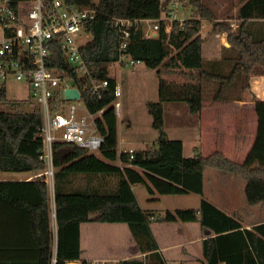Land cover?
Masks as SVG:
<instances>
[{"label": "trees", "instance_id": "obj_1", "mask_svg": "<svg viewBox=\"0 0 264 264\" xmlns=\"http://www.w3.org/2000/svg\"><path fill=\"white\" fill-rule=\"evenodd\" d=\"M14 4L28 0H12ZM168 1V5H164ZM173 0H65L80 8L95 7L99 14L87 22L91 39L81 47V54L89 74L78 77L76 69L64 56L61 45L54 43L48 61L50 67L65 70L81 89L82 98L92 113L104 109L96 125L104 136L97 153H88L77 146L68 147L61 160L56 152L65 148L56 144L54 164V207L52 193L45 176L22 181L0 180V264H50L54 233L52 213L56 220L58 264L81 259L80 226L84 222L127 223L142 257L122 260L120 264H167L150 226L155 214L143 209L133 185L143 183L151 194H201L204 169L216 167L226 171L239 170L237 163L219 152L209 156L184 155V142L170 138L165 129V103L187 102L192 114L204 105V93L213 100L229 99L239 92V79L245 90L250 88L252 76L264 75V0H237V27L224 23L212 12L205 0H185L199 10L196 16L175 20L170 32L164 25L160 34L151 39L134 35L140 42L139 59L150 69L160 72V66L180 69L192 79L179 88L160 80V100L148 103L153 127L158 131L156 147L136 149L134 158L118 150V116L116 100L117 79L111 73V64L117 61L118 32L110 17L158 18L169 11ZM249 2V4H247ZM210 17L213 31L227 33L228 52L220 60L205 61L202 57V20ZM251 19V23H249ZM235 53L232 62V53ZM107 79L109 84L101 96L93 91L92 82ZM216 84L214 92L206 84ZM234 94V95H233ZM258 115V133L247 153L242 173L245 179L244 196L248 204L264 201V100L255 99ZM0 103L9 109L0 110V172L42 173L45 163L40 159L43 141L38 136L43 123L40 105L27 110L11 103L5 84L0 83ZM16 106L18 109H16ZM119 160L122 165L116 164ZM84 175L98 178L97 184L84 187L74 185V179ZM114 179L112 184L110 179ZM168 221H200L205 228L216 231V236L205 240L208 244L227 238H236L244 245L237 230V220L208 200L202 198L198 209L178 208L165 212ZM259 264H264V223L245 230ZM214 251V247H212ZM209 258L213 252H210ZM248 258L249 255L246 252ZM252 263V262H251Z\"/></svg>", "mask_w": 264, "mask_h": 264}, {"label": "built area", "instance_id": "obj_2", "mask_svg": "<svg viewBox=\"0 0 264 264\" xmlns=\"http://www.w3.org/2000/svg\"><path fill=\"white\" fill-rule=\"evenodd\" d=\"M98 14L95 7L80 8L65 0H28L17 4L12 0H0V83L5 84L11 78L26 81L31 97L38 100L43 111V123L37 134L43 141L40 159L45 168L35 177L44 175L53 187L56 144L98 153L104 142V136L96 125V119L104 109L92 113L83 101L81 89L74 78L67 71L48 65L54 43H57L61 45L65 60L76 69L78 77L89 74L81 47L89 42L86 40L88 37L91 39L86 29L87 22ZM110 20L118 32L119 52L117 61L111 66L118 63L126 67L141 61L140 42L134 37L136 33L141 32L145 39L155 38L163 25L165 31L170 32L172 23L179 19L175 18L174 10L170 8L158 18L112 16ZM108 84L107 79L93 81V91L101 96V90L106 89ZM254 85L259 87L257 81ZM73 87L79 90L80 96L68 99L65 91ZM115 92L119 95L118 86ZM135 150L130 146H121L119 152H127L132 159ZM58 260L57 242H54L50 264H58ZM120 263V260L111 259L80 261V264Z\"/></svg>", "mask_w": 264, "mask_h": 264}, {"label": "crops", "instance_id": "obj_3", "mask_svg": "<svg viewBox=\"0 0 264 264\" xmlns=\"http://www.w3.org/2000/svg\"><path fill=\"white\" fill-rule=\"evenodd\" d=\"M205 21L208 20L203 19L202 24ZM248 21L251 23L252 20L249 19ZM219 34L220 48L214 42L204 39L202 57L205 61L220 60L228 52L227 48H229L230 43L227 41V34L223 32ZM235 53H232V62H234ZM254 81L258 82L259 87L254 85ZM237 82L240 93L234 90L235 96L227 100H213L208 93L210 96L207 100L204 99L203 108L197 113L199 116L192 118V123L196 120L194 132L197 134L195 138L192 134V140H195L196 144L192 147V153H185L184 149V155L186 157H193L197 154L209 156L219 152L227 159L237 163L239 170L235 172L216 167H206L203 173L202 195L192 193V206L183 208L198 209L202 198L208 200L228 216L237 220V230L242 236L244 245L233 237L214 242V244L210 242L208 254L213 253L209 258V255L205 254V240L215 237L216 231L203 227L200 221L186 222L162 219V216L165 217L164 211L160 219L155 214L151 217L150 226L167 264H259L245 230L264 223V201L256 204L246 202L242 165L247 153L253 147L258 133V115L255 109V99L257 98L254 97V94L258 99L264 100V75L253 76L248 90L243 88L239 79ZM215 88L216 84L213 81L206 84V89L209 91L214 92ZM251 91L254 94H251ZM25 173L32 175H27L24 179L6 176L0 180L22 181L36 178V174L33 172ZM135 196L140 206L145 210L150 209L149 212L153 213L154 210L161 208L158 206L159 198L156 201L148 202V207H144L136 193ZM53 198L54 196H52L54 207ZM175 209L178 208L173 207L165 210L173 211ZM80 244L81 260L111 259L122 261L143 255L128 224L124 222H84L80 226ZM212 247H214V251ZM262 249L264 252V248Z\"/></svg>", "mask_w": 264, "mask_h": 264}, {"label": "rangeland", "instance_id": "obj_4", "mask_svg": "<svg viewBox=\"0 0 264 264\" xmlns=\"http://www.w3.org/2000/svg\"><path fill=\"white\" fill-rule=\"evenodd\" d=\"M211 7L212 12L219 18L217 21L223 20L224 23H231L235 28L238 25L237 20V0H205ZM179 2V4H174ZM185 0H173L170 1L169 7L174 10L176 19L185 20L196 16L199 13L197 8L195 9L192 4H185ZM249 4V2H247ZM208 21H205L201 27V37L214 42L217 47L220 48V32L212 31L214 22L210 17H207ZM224 33V32H223ZM227 34V33H226ZM228 36V35H227ZM227 41H228V37ZM90 40V37L86 39ZM111 73L117 79L119 86V95L113 102L116 108V114L118 116V150L121 146H132L136 149H145L147 147H156L157 139L159 136L158 131L153 127V117L148 110V103L152 101L160 100V80H165L166 83H172L175 87L179 88L184 86L188 82H192V79L183 74L180 69L170 70L165 66V62L160 66V72L155 69L148 68L144 62L138 61L134 65L121 67L119 64H113L111 66ZM256 76V75H255ZM256 78V77H255ZM254 78V79H255ZM253 76L251 77V80ZM255 84V81H254ZM5 88L10 98L11 103L15 102L19 105L20 109H31L33 106L39 104L38 100L31 97L29 91V85L26 81H18L16 79H8L5 82ZM260 90V89H259ZM258 90V91H259ZM238 93V92H237ZM240 93V92H239ZM211 95V93H209ZM207 92L204 93L205 100L210 96ZM251 94H254L251 91ZM262 95V93H260ZM255 98L256 95L254 94ZM116 103L118 105L116 106ZM18 107V108H19ZM16 106V109H18ZM9 109V104L0 103V110ZM165 129L170 138L181 139L184 142L185 153H192V147L196 144L195 140H192V134L195 138L196 132V120L192 123V118L199 116V114H192L189 110L187 102H167L165 103ZM99 155V152L97 153ZM116 164H123L117 160ZM32 174L25 172H0V178L6 176L23 178ZM111 183H114V179H110ZM98 178H91L84 175H79L74 179V185L84 187L89 184H97ZM52 196L54 193V187L50 186ZM133 189L139 198L140 203L145 207H148V202L158 200L160 203L159 210H154L153 213L160 219L164 211L167 208H183L192 206V193L190 195H171V194H151L146 185L143 183H137L133 185ZM150 199V200H147ZM147 200V201H146ZM150 211V209H147ZM164 217V216H162ZM52 228L54 233V241L56 238V220L54 213H52ZM83 260H76L73 262H80ZM71 262V261H69Z\"/></svg>", "mask_w": 264, "mask_h": 264}, {"label": "water", "instance_id": "obj_5", "mask_svg": "<svg viewBox=\"0 0 264 264\" xmlns=\"http://www.w3.org/2000/svg\"><path fill=\"white\" fill-rule=\"evenodd\" d=\"M164 5H168V1L164 3ZM71 85L74 86L75 83L72 81L71 82ZM65 94H66V97L68 99H76V98H79L80 96V92L77 88L73 87V88H69L65 91ZM69 149L68 148H63V149H60L56 152V155L58 156L59 159H63L64 156L66 155L67 151ZM162 219H166L165 217H163ZM66 264H80V262H67Z\"/></svg>", "mask_w": 264, "mask_h": 264}]
</instances>
